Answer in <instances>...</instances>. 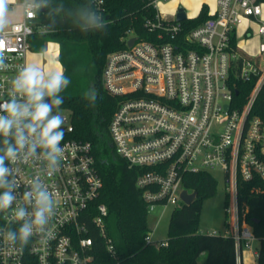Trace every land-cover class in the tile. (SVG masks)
Returning <instances> with one entry per match:
<instances>
[{"label":"built area","instance_id":"built-area-1","mask_svg":"<svg viewBox=\"0 0 264 264\" xmlns=\"http://www.w3.org/2000/svg\"><path fill=\"white\" fill-rule=\"evenodd\" d=\"M159 1L151 0L154 14L143 22L149 36L127 32L125 47L108 53L102 68V87L120 97L108 124L113 148L129 167L139 170L134 183L148 214L156 206L182 203L185 172L218 168L226 194L227 229L222 236L232 239L236 264L243 262L244 250L257 259L260 248L254 250L252 244H261V239L246 220L244 187L248 184L250 193L264 191V2L215 0L206 19L183 32L184 20L176 21L175 11L171 17L161 14ZM94 3L102 12L104 0ZM21 9V19L0 38L5 57L0 101H8L12 81L26 66L29 37L45 32L36 26L38 9L32 0H21ZM253 26L258 52L250 55L239 47L238 36L248 38ZM236 84L250 86L240 103ZM61 114L64 132H72L69 111ZM63 145L62 166L55 175L48 174L40 155L21 156L13 164L6 161L17 199L12 209L2 212L0 228H18L15 207L31 211L23 193L35 177L54 194L57 211L46 232L35 235L22 251L0 239V264H94L91 228L113 254L104 221L107 208L95 201L103 182L92 146L75 138L64 139ZM206 233L219 235L215 230ZM146 241L153 243L150 234ZM159 243L164 244H153Z\"/></svg>","mask_w":264,"mask_h":264},{"label":"trees","instance_id":"trees-1","mask_svg":"<svg viewBox=\"0 0 264 264\" xmlns=\"http://www.w3.org/2000/svg\"><path fill=\"white\" fill-rule=\"evenodd\" d=\"M150 2L104 0L101 13L107 29L85 33L73 23V13L81 5L92 3L91 0H49L48 7L39 8L35 18L36 26L45 32L29 37V50L32 51H42L46 37L58 42V61L64 74L71 79L70 85L61 93L64 103L60 109L69 111L72 124V132H65L64 139L75 138L91 144L95 165L102 178V189L95 201L107 208L104 221L113 254L106 251L103 240L91 228L94 264H236L230 237L197 230L200 203L203 198L213 195L216 188V179L206 171L184 173L182 188L195 192L196 198L190 204L181 203L173 208L164 244L146 241L150 234L148 212L134 183L139 170L129 167L116 154L108 133V124L120 97L102 87V68L108 53L125 47L123 37L127 32L132 31L144 38L149 36L143 22L154 14ZM207 8L202 3L196 16L182 21L183 32L202 23L207 17ZM89 87L98 93L95 106L84 97ZM235 87L238 90L235 99L240 103L250 86L242 89L236 84ZM2 140L0 137V148L4 147ZM261 184L264 186V182ZM244 188L248 207L246 220L261 239V244L257 262L241 264H262L264 191L250 193L248 184ZM254 219L258 222H253Z\"/></svg>","mask_w":264,"mask_h":264},{"label":"clouds","instance_id":"clouds-1","mask_svg":"<svg viewBox=\"0 0 264 264\" xmlns=\"http://www.w3.org/2000/svg\"><path fill=\"white\" fill-rule=\"evenodd\" d=\"M49 0H32L36 9L48 7ZM12 0H0V38L9 26ZM62 7V6H61ZM73 23L85 33L107 29L105 17L92 3H85L73 13ZM5 57L0 52V69ZM71 79L61 72L47 76L33 65L24 66L12 81L13 92L5 104L0 105V137L4 147L0 148V212L12 209L17 199V185L9 179L12 169L5 163H15L21 156L40 155L46 161L49 175L57 174L65 154L64 117L59 111L64 103L61 93L70 85ZM84 97L95 106L97 90L89 87ZM56 110V111H54ZM40 150L39 152L37 150ZM23 200L31 208L15 207L14 216L18 228H0V239H5L14 248L23 250L30 240L44 234L57 211L54 194L35 177L23 193Z\"/></svg>","mask_w":264,"mask_h":264},{"label":"rangeland","instance_id":"rangeland-1","mask_svg":"<svg viewBox=\"0 0 264 264\" xmlns=\"http://www.w3.org/2000/svg\"><path fill=\"white\" fill-rule=\"evenodd\" d=\"M205 3L208 8L212 9L216 5L215 0H160L157 4V9L163 15L168 17L173 16L177 6L181 5L185 11L187 17H194L198 13L196 8L197 3ZM16 12V10H15ZM262 16L264 17V3L262 7ZM241 29H239L240 33ZM130 33L129 35H131ZM46 41H53L54 39L46 37ZM238 45L247 54L255 55L258 52V35L256 33V26H253V34L244 38L242 34L238 36ZM45 49V43L43 45ZM41 63L46 64V68L49 71L58 72L60 70L55 59L52 55L45 54L41 58ZM45 76V72H42ZM56 111V110H54ZM61 113H66L67 110L60 109ZM208 172L216 179V188L213 195L203 198L200 203L198 228L199 232H210L215 230L219 235H223L227 229V213L225 209L226 194L224 188V181L222 172L218 168L209 169ZM172 205L156 206L153 211L148 214V227L150 231V240L153 243L163 242L167 238L168 233V221L173 210ZM253 249L257 250L260 248L259 242H253ZM243 263H256L257 259L254 257L251 251L244 250L242 254Z\"/></svg>","mask_w":264,"mask_h":264},{"label":"crops","instance_id":"crops-1","mask_svg":"<svg viewBox=\"0 0 264 264\" xmlns=\"http://www.w3.org/2000/svg\"><path fill=\"white\" fill-rule=\"evenodd\" d=\"M202 3H197L196 8L201 7ZM12 12L10 14V20L9 25L15 21H18L22 17V9H21V0H12ZM198 9V10H199ZM16 10V12H15ZM56 43V42H55ZM45 49L43 48L42 51H32L28 50L26 53V66L27 65H33L37 67L41 72H45V74L53 73L52 71H49V68H46V64L41 63V58L45 54L52 55V57L55 59L57 65H59L60 70L58 72L62 71V66L60 62L58 61V53H56V45L53 41H46L45 42ZM59 50V49H58Z\"/></svg>","mask_w":264,"mask_h":264},{"label":"water","instance_id":"water-1","mask_svg":"<svg viewBox=\"0 0 264 264\" xmlns=\"http://www.w3.org/2000/svg\"><path fill=\"white\" fill-rule=\"evenodd\" d=\"M187 18L186 16V11L185 9L179 5L177 6L175 10V20L176 21H182ZM134 41V38H131L128 42L127 45L130 46ZM7 101H0V105L5 104ZM196 198V193L195 192H188L186 189H183L180 192V199L183 204H190L192 201H194ZM253 222H258V220L254 219ZM262 264H264V252H263V257H262Z\"/></svg>","mask_w":264,"mask_h":264},{"label":"bare ground","instance_id":"bare-ground-1","mask_svg":"<svg viewBox=\"0 0 264 264\" xmlns=\"http://www.w3.org/2000/svg\"><path fill=\"white\" fill-rule=\"evenodd\" d=\"M199 3V2H198Z\"/></svg>","mask_w":264,"mask_h":264}]
</instances>
